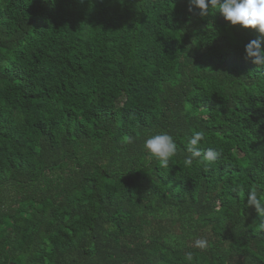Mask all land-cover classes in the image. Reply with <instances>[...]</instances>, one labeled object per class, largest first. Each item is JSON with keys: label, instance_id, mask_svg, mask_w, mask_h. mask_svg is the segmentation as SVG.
<instances>
[{"label": "trees", "instance_id": "trees-1", "mask_svg": "<svg viewBox=\"0 0 264 264\" xmlns=\"http://www.w3.org/2000/svg\"><path fill=\"white\" fill-rule=\"evenodd\" d=\"M252 39L189 0H0V264H264ZM195 132L219 155L186 166Z\"/></svg>", "mask_w": 264, "mask_h": 264}, {"label": "clouds", "instance_id": "clouds-1", "mask_svg": "<svg viewBox=\"0 0 264 264\" xmlns=\"http://www.w3.org/2000/svg\"><path fill=\"white\" fill-rule=\"evenodd\" d=\"M189 4L199 9L200 16H205L211 9L219 11L223 19L230 25H240L244 29H255L264 36V0H189ZM191 11V8H189ZM246 59L258 67L264 69V40L252 39L244 46ZM131 140V138H129ZM203 139L202 132H195L188 140L190 155L184 158V164L191 166L193 160L204 156L208 162L214 161L219 153L208 149L201 153L197 145ZM144 148L150 159L158 160L162 167H167L169 160L177 154V143L172 135L167 132H159L145 139ZM245 203L248 208H255L264 216V200L259 197V190H249L245 195ZM200 248L206 247V241H197ZM191 260V254H188Z\"/></svg>", "mask_w": 264, "mask_h": 264}]
</instances>
